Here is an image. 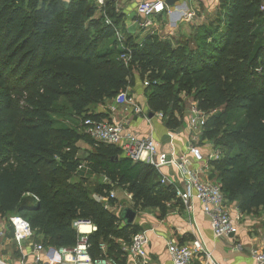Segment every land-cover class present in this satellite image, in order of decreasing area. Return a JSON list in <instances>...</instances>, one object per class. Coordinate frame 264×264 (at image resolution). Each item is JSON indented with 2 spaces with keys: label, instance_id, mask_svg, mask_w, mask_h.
Wrapping results in <instances>:
<instances>
[{
  "label": "trees",
  "instance_id": "obj_1",
  "mask_svg": "<svg viewBox=\"0 0 264 264\" xmlns=\"http://www.w3.org/2000/svg\"><path fill=\"white\" fill-rule=\"evenodd\" d=\"M263 6L264 0H218L224 21L199 27L188 50L125 37L124 65L104 23L118 24L109 4L103 16L86 0H0V218H23L33 242L54 249L73 248V223L88 221L95 228L88 254L126 264L123 247L142 231L123 227L108 210L116 203L110 193L130 196L134 211H157L161 219L182 207L151 167L81 133L87 119L109 120L96 107L133 88L137 74L148 75L147 108L166 128L179 127L175 88L193 95L208 116L199 141L220 153L209 166L225 203L241 214L264 211ZM58 115L73 123L59 124ZM76 142L90 148L82 159ZM72 176L105 181L89 193L70 183Z\"/></svg>",
  "mask_w": 264,
  "mask_h": 264
},
{
  "label": "built area",
  "instance_id": "obj_2",
  "mask_svg": "<svg viewBox=\"0 0 264 264\" xmlns=\"http://www.w3.org/2000/svg\"><path fill=\"white\" fill-rule=\"evenodd\" d=\"M70 3L78 0H61ZM91 2L97 9L102 11L106 0H86ZM136 13L140 17L137 26L142 32H154L155 27L151 22L157 15H170L171 9L160 1L141 2L136 7ZM192 18V15H188ZM106 26L112 28L114 38L122 51L118 60L124 65L130 61V50L126 48L125 36L121 31L113 26L105 18ZM145 87L147 83L143 84ZM115 109H119L121 114L117 119L111 121H83L84 133L93 141L113 145L121 149L122 155L132 162L144 163L160 174L162 168L173 167L178 170L184 183V188L180 189L168 183L163 175L161 180L166 185L174 187L175 198L187 211H192L193 201L197 202L202 214L208 219L210 230L214 239H232L237 235V218L232 217L225 206V201L220 191L218 183L204 179L203 173L207 169L208 162L218 160L220 153L213 151L207 158L204 157L195 144L190 142L187 152L180 156L167 154L158 149L152 137H139L128 131V127L134 118L147 116L140 104L129 92H121L113 99ZM113 109L112 111H114ZM159 119L161 114H157ZM207 119V115L196 108H192L188 116V127L191 131L200 135L202 127ZM198 138H194L196 141ZM191 159V160H190ZM191 161L203 163L204 170H192ZM109 198H115L114 193H110ZM109 209V208H108ZM7 224L11 230V242L18 253L15 262H5L0 259V264H116L108 257L92 258L88 254L87 236L95 230L88 221H75L73 228L76 230L78 238L73 248H45L41 243L33 242V231L27 221L19 216H10ZM82 228H88L83 231ZM148 239L145 232H139L131 238L130 244L123 247L126 264H152L147 253ZM103 249V246H101ZM171 264H218L212 253L207 251L202 243L195 239L189 243L178 244L171 242L166 248ZM249 255L254 264H264V236L258 247L251 248ZM30 259V260H28Z\"/></svg>",
  "mask_w": 264,
  "mask_h": 264
},
{
  "label": "crops",
  "instance_id": "obj_3",
  "mask_svg": "<svg viewBox=\"0 0 264 264\" xmlns=\"http://www.w3.org/2000/svg\"><path fill=\"white\" fill-rule=\"evenodd\" d=\"M147 1H160L164 4V0H106L110 10L113 9L114 13L118 15L116 18L118 22L116 28L135 44H141L146 38L152 41L150 35L160 36L161 33L163 34L161 35V40L168 41L171 47L177 48L179 46L176 44L177 40L179 43L183 38L194 37L197 29L203 26V22H201L202 17L200 16H204L206 13L205 0H180L175 3L173 8H170L172 11L170 15L163 13L152 19L151 22L155 27L154 32H142L137 26V23L141 19L136 13V7L139 3ZM211 2L214 5L218 3V0H211ZM210 8L212 7L210 6ZM190 14H193L192 18L188 17ZM128 92L147 113L146 118L132 119L128 127L130 133L139 137H152L160 151L173 154L174 156L185 154L191 142L198 146L204 157V162L207 164L208 156L215 149L209 142H200V135L197 136L195 132L189 129L188 122L182 127L171 129L165 127L163 119H159L157 114H152L153 117L149 119L148 114L150 112L143 96V89L140 84H137V79H135L134 87L129 89ZM113 109L115 107L112 100L105 105L96 107L95 113H106L109 121H111L114 118L117 119L121 114L119 109L112 111ZM196 137L198 139L194 141ZM204 162L196 163L195 161H191V169L204 170L202 168ZM158 175H163L166 181L175 187L184 188L183 180L177 169L169 166L164 167ZM203 176L208 181L216 182V174L209 166V162ZM101 180L102 182L100 183H104L105 180ZM124 199L128 201L129 207H132L130 196L124 194ZM225 206L230 215L238 220V232L232 239L213 238L208 219L202 214L198 203L195 201L192 203L193 209L191 212H187L183 207H176L162 219L159 217L157 211H138L133 225L146 233L148 239L146 250L152 264H171L166 251L169 243L183 244L195 239L199 240L204 248L212 253L214 260L218 264H254L253 259L249 255V250L258 247L263 240L264 211L259 209L249 214H241L234 204L225 203ZM111 213L114 214L113 212ZM118 214L119 211L114 215L118 216ZM82 230L88 231V228H82ZM11 237L12 234L8 227L7 219L0 218V259L5 262H15L18 256L12 245Z\"/></svg>",
  "mask_w": 264,
  "mask_h": 264
},
{
  "label": "rangeland",
  "instance_id": "obj_4",
  "mask_svg": "<svg viewBox=\"0 0 264 264\" xmlns=\"http://www.w3.org/2000/svg\"><path fill=\"white\" fill-rule=\"evenodd\" d=\"M211 3H212L211 0H205L204 1V4L206 6L205 7L206 13L204 16H200V17H202L201 22H203V25H205V26L209 25V24L210 25H217V23H222L224 21L222 16H221L220 11L218 10L219 9L218 3L214 4V5H212ZM209 5L212 8H210ZM263 13H264V10H263ZM161 35H163V34L160 33V36L150 35V37L152 38V41H150V42L151 43L152 42H160L161 44L165 43V42L168 43V41H163L160 39L162 37ZM146 40H147V38L145 39V41ZM176 44L179 45L177 48H173L169 44H168V46L174 50L181 49L180 47H184L188 50V49H191L195 46V41L193 40V37L191 36L188 39H187V37L183 38L181 40V42L179 41V43L177 40ZM169 47H168V49H169ZM179 52H181V51H179ZM147 77H148V75L144 76L142 79L139 76V74L135 75V79H137V84H140V86L143 89V96H144V89H145V86L143 84H144V82H147ZM174 96H176V99L179 100V102L176 104L178 111H176V113L173 114V117L177 121L176 124L179 127H182V126H184V124L186 122H188L187 120H188L189 112L192 108H196V104L192 102V96H193L192 94L188 95L185 91L179 90L178 88H175ZM144 98H145V96H144ZM178 112H180V114H182V115L178 114ZM207 119H208V116H207ZM56 120L59 121V124L64 125V126H69L71 123H73V121L71 122L66 116H59L58 115L56 117ZM81 133L85 134L83 128L81 130ZM84 145H86V144L83 142H76L72 145L76 157H79L82 159L86 156V154L88 153L87 151L90 150V148L87 145L86 146H84ZM85 149H88V150H85ZM98 182H102V180L100 178L98 179L96 177L91 178L90 180L85 181V182L81 181L78 178V176H72L70 178V183L79 185L83 190H85L89 193H90L92 185H95ZM91 197L93 198L92 195H91ZM114 197L116 200L115 206H114V208L113 207L109 208L110 209L109 211H111L115 214V213H117V211L120 212V210L124 209V208H131L132 209V207H129L128 201H126L124 199V194H122L118 191H114Z\"/></svg>",
  "mask_w": 264,
  "mask_h": 264
},
{
  "label": "water",
  "instance_id": "obj_5",
  "mask_svg": "<svg viewBox=\"0 0 264 264\" xmlns=\"http://www.w3.org/2000/svg\"><path fill=\"white\" fill-rule=\"evenodd\" d=\"M180 0H164V5L167 6L168 8H173L175 3L179 2ZM153 115L151 113L148 114V118H152ZM115 160V158L113 159ZM137 215V212L134 211L131 208H124L121 209L118 218L122 222L123 227H131L134 223L135 217Z\"/></svg>",
  "mask_w": 264,
  "mask_h": 264
},
{
  "label": "bare ground",
  "instance_id": "obj_6",
  "mask_svg": "<svg viewBox=\"0 0 264 264\" xmlns=\"http://www.w3.org/2000/svg\"><path fill=\"white\" fill-rule=\"evenodd\" d=\"M124 64V63H123Z\"/></svg>",
  "mask_w": 264,
  "mask_h": 264
}]
</instances>
